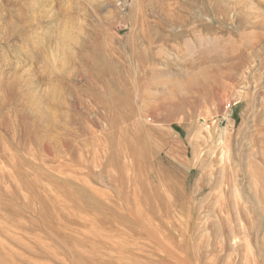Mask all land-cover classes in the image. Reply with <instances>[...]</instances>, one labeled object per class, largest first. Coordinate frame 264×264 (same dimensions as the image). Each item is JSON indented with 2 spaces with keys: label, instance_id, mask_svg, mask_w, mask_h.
<instances>
[{
  "label": "rangeland",
  "instance_id": "obj_1",
  "mask_svg": "<svg viewBox=\"0 0 264 264\" xmlns=\"http://www.w3.org/2000/svg\"><path fill=\"white\" fill-rule=\"evenodd\" d=\"M0 264H264V0H0Z\"/></svg>",
  "mask_w": 264,
  "mask_h": 264
},
{
  "label": "bare ground",
  "instance_id": "obj_2",
  "mask_svg": "<svg viewBox=\"0 0 264 264\" xmlns=\"http://www.w3.org/2000/svg\"><path fill=\"white\" fill-rule=\"evenodd\" d=\"M219 142V141H218ZM222 149H223V147H222ZM221 155H223L222 153H221ZM220 161V160H219Z\"/></svg>",
  "mask_w": 264,
  "mask_h": 264
}]
</instances>
